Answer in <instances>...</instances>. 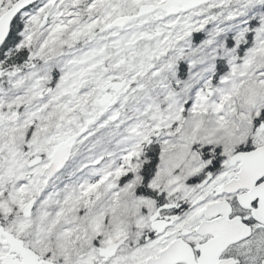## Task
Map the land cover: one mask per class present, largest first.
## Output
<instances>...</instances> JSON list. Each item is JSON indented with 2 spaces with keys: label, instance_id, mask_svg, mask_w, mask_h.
I'll use <instances>...</instances> for the list:
<instances>
[{
  "label": "snow or ice",
  "instance_id": "obj_1",
  "mask_svg": "<svg viewBox=\"0 0 264 264\" xmlns=\"http://www.w3.org/2000/svg\"><path fill=\"white\" fill-rule=\"evenodd\" d=\"M0 264H264V0H0Z\"/></svg>",
  "mask_w": 264,
  "mask_h": 264
}]
</instances>
